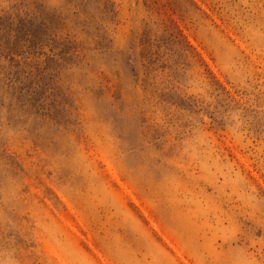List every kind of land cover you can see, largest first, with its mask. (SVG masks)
<instances>
[{
	"label": "rangeland",
	"instance_id": "obj_1",
	"mask_svg": "<svg viewBox=\"0 0 264 264\" xmlns=\"http://www.w3.org/2000/svg\"><path fill=\"white\" fill-rule=\"evenodd\" d=\"M0 264H264V0H0Z\"/></svg>",
	"mask_w": 264,
	"mask_h": 264
}]
</instances>
